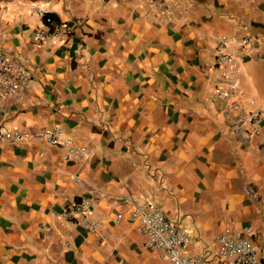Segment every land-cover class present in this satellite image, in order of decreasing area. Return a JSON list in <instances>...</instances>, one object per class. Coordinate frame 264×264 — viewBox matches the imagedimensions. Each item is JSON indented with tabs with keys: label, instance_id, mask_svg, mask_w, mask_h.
<instances>
[{
	"label": "crops",
	"instance_id": "0c3cea01",
	"mask_svg": "<svg viewBox=\"0 0 264 264\" xmlns=\"http://www.w3.org/2000/svg\"><path fill=\"white\" fill-rule=\"evenodd\" d=\"M171 3L167 17L146 3L0 0V49L33 73L24 98L0 102V125L56 126L91 152L80 163L48 144L0 145V264H164L136 229L135 203L160 208L211 264L226 228L252 226L264 241V117L244 143L231 127L240 111L215 93L264 107V0ZM41 4L76 27L64 43L34 39ZM247 36L260 38L261 58L230 43L243 71L224 78L218 39ZM81 196L97 201V234L62 216Z\"/></svg>",
	"mask_w": 264,
	"mask_h": 264
},
{
	"label": "built area",
	"instance_id": "2783aa9c",
	"mask_svg": "<svg viewBox=\"0 0 264 264\" xmlns=\"http://www.w3.org/2000/svg\"><path fill=\"white\" fill-rule=\"evenodd\" d=\"M102 5L111 3L148 4L158 7L165 16H172L175 12L171 0H96ZM44 20V26L37 28L33 37L39 45L54 42L64 43L67 36L72 34L76 27L71 24L54 22L51 11L44 4L37 5L33 10ZM180 18L182 11L178 12ZM84 22H77V26ZM233 41V42H232ZM230 43L239 45L244 49H254V58H261L258 50L260 38L247 36L242 39L219 38L214 51L217 68L222 71L224 78L238 77L242 69V57L230 50ZM256 49V50H255ZM33 73L25 64L14 60L6 51L0 49V102L16 98L22 99L31 89ZM216 95L227 99L226 113L235 110L240 115L232 124L233 133L244 143H249L257 133L264 117V107L258 106L256 99L250 102L255 106L253 110L243 108L242 98L231 90L216 88ZM257 105V106H256ZM38 142L63 149L65 160L86 162L90 157V150L76 145L74 140L59 127H45L37 131L23 128H7L0 125V145ZM247 192L250 197L258 198V190L249 185ZM97 201L91 196H81L75 203L65 206L62 216L68 223H77L84 226L92 234H97L102 222L91 215ZM131 216L136 229L145 237L146 247L160 251L164 264H211L206 254L191 255L188 251L191 235L182 229L177 222L169 218L160 208L146 203H135ZM121 220V215L117 221ZM216 264H264V241L262 235L252 226L233 230L226 228L217 237Z\"/></svg>",
	"mask_w": 264,
	"mask_h": 264
}]
</instances>
